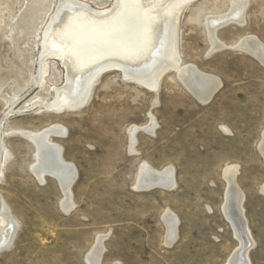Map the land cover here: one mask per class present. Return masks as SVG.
Masks as SVG:
<instances>
[{
    "label": "rangeland",
    "instance_id": "374dc122",
    "mask_svg": "<svg viewBox=\"0 0 264 264\" xmlns=\"http://www.w3.org/2000/svg\"><path fill=\"white\" fill-rule=\"evenodd\" d=\"M80 1L102 10L114 0ZM228 2L196 0L179 18L181 62L221 81L209 102L196 100L175 72L164 74L154 92L112 70L97 79L81 108L55 112L32 103L49 101L52 86L64 82L62 63L48 57L43 86H33L43 30L57 0H0V133L10 151L0 165V203L16 225L13 242L0 249V264H87L98 235L105 236L100 264H227L238 245L221 209L228 164L238 166L236 183L245 194L244 215L254 240L250 264H264V158L258 148L264 65L233 48L207 56L204 18L225 11ZM197 9L198 17L189 19ZM245 17L244 25H226L217 36L231 44L253 34L264 43V0H248ZM12 95L20 99L4 116ZM148 113L155 129L136 130L130 151L128 129L149 123ZM51 123L65 128L64 136L51 139L77 172L68 212L60 205L56 178L46 173L39 180L32 173L34 145L21 133ZM143 161L157 170L172 166L175 187L137 188ZM166 210L179 220L170 245L162 219Z\"/></svg>",
    "mask_w": 264,
    "mask_h": 264
},
{
    "label": "bare ground",
    "instance_id": "6f19581e",
    "mask_svg": "<svg viewBox=\"0 0 264 264\" xmlns=\"http://www.w3.org/2000/svg\"><path fill=\"white\" fill-rule=\"evenodd\" d=\"M194 1L196 0H114L108 8L100 10L85 1L57 0L56 9L43 30L38 72L33 86H43L48 70L44 59L48 57H54L62 63L65 70L64 82L60 86L50 87L53 96L49 101L37 100L32 104L39 103L55 112L79 109L89 100L97 79L112 70L119 71L126 80L134 81L154 92L158 91L164 74L175 72L179 81L196 100L203 104L209 102L221 86L220 79L214 74L201 71L193 63H182L179 50L180 14ZM247 3L248 0H229L225 11L211 12L205 16L204 25L210 44L207 56L215 50L233 48L252 55L264 65V43L255 35H243L237 41L226 44L216 33L229 24L244 25ZM200 9L193 12L195 14H190L189 19L196 18ZM19 99L16 95L9 99L4 116L13 111L12 108ZM148 120L150 121L146 125H133L128 129L130 151H133L135 144V130L142 129L152 133L155 129V120L151 114ZM222 128L228 131L226 127ZM21 133L34 145L35 161L30 166L32 173L39 180L46 173L56 178L63 192L60 205L68 212L73 206L70 188L76 180L77 172L73 164L64 160L61 144L51 139L64 136L65 128L59 123H51L39 130H25ZM5 146L0 133V165L2 162L6 163L9 156L10 151ZM258 148L264 158V127ZM237 173L238 166L234 164H228L223 169L226 186L221 209L238 241L227 264H250L248 253L254 240L244 215L245 194L236 183ZM157 182L163 183L168 189L174 188L176 181L173 167L157 170L147 162H141L134 184L145 186ZM261 190L264 193V186ZM162 219L166 225L165 243L169 239H172V243L176 239L179 220L169 210L164 212ZM237 222H240V230ZM15 231V222L7 206L1 202L0 247L13 242ZM104 237H96L93 246L86 253L87 264L97 263L100 253L105 251Z\"/></svg>",
    "mask_w": 264,
    "mask_h": 264
},
{
    "label": "water",
    "instance_id": "95a60500",
    "mask_svg": "<svg viewBox=\"0 0 264 264\" xmlns=\"http://www.w3.org/2000/svg\"><path fill=\"white\" fill-rule=\"evenodd\" d=\"M136 132V130L134 131V133ZM160 183V184H159ZM157 182L156 184H150V185H143V186H141L140 184H137L138 185V187L137 188H139V189H149V188H152V187H162V188H168L167 186H164L163 185V183H161V182ZM145 184V183H144ZM236 215V217H238L237 216V214H235ZM238 219V218H237ZM237 221H239V220H237ZM237 224V227H238V229L240 230L241 229V226H240V222H239V224H238V222L236 223ZM240 236V235H239ZM171 241H172V239H169V241H168V243L167 244H171ZM9 246V245H8ZM8 246H6V247H8ZM6 247H0V249H3V248H6ZM101 254L102 253H100V255H99V257H98V261H97V263L95 262V264H100V258H101Z\"/></svg>",
    "mask_w": 264,
    "mask_h": 264
}]
</instances>
